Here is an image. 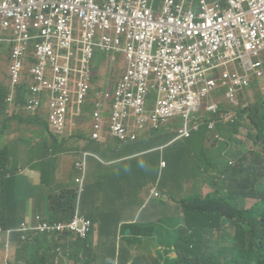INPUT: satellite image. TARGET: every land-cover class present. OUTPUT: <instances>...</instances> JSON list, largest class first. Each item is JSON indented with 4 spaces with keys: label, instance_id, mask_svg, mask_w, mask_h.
<instances>
[{
    "label": "clouds",
    "instance_id": "clouds-1",
    "mask_svg": "<svg viewBox=\"0 0 264 264\" xmlns=\"http://www.w3.org/2000/svg\"><path fill=\"white\" fill-rule=\"evenodd\" d=\"M161 135L0 133V264H264V134H209L221 147V156H204L214 182L174 218L118 211L122 201L135 203L117 192L84 198L87 178L106 172L88 144L127 146ZM88 211L107 219L104 235H93ZM42 237L63 241L38 250Z\"/></svg>",
    "mask_w": 264,
    "mask_h": 264
},
{
    "label": "built area",
    "instance_id": "built-area-1",
    "mask_svg": "<svg viewBox=\"0 0 264 264\" xmlns=\"http://www.w3.org/2000/svg\"><path fill=\"white\" fill-rule=\"evenodd\" d=\"M150 1L126 0L118 8L110 5L102 9L98 0H0V34L11 32L16 43L10 70L12 90L6 98L7 102H22L17 94L23 89L24 78L29 74L32 81L22 107L29 113L47 110L51 131L66 133L72 106H75L76 114H82L92 91L89 63L93 57L92 42L97 30L114 29L128 39L146 40L154 45L158 63L152 71H140L132 64L128 74L118 84L110 111L109 133L156 134L161 124L171 116L188 110L181 98L188 100L189 110L198 112L199 108L195 107L198 96L209 98L218 87V81L214 79L208 86L207 94L197 86L206 74L212 72L213 75V70L200 64L205 55L204 43L229 38L237 39L241 46L248 42L257 43L256 38L251 36V28L255 26L259 31L258 43L264 46V0H231L236 13L243 17L246 14L249 18V29H241V35L238 21H233L230 14L218 13L219 7H222L218 1L216 7L203 11L199 17L192 9H185V3L194 6L197 0H165L161 5L158 3L155 10ZM200 1L205 4L210 0ZM245 3L250 4L246 13L243 8ZM75 19L80 21L84 31V62L78 76L68 60H64L66 55H71L74 46ZM193 25L200 28H193ZM110 42L108 34L102 35L101 44L104 47L109 49ZM32 47L34 51L30 53ZM130 54L143 57L147 55V50L137 53L130 50ZM261 65L262 62H259L257 70L243 67L245 74L242 77L238 74L237 77L229 75L226 78L224 83L230 82L234 88L229 94L230 102L244 93L254 79L262 77ZM182 74L186 79L178 80ZM149 75L158 79L167 77L171 94L165 99L160 98ZM177 81L184 87L175 92L177 87L174 83ZM189 83L191 87L186 86ZM153 92L157 93V97L152 95ZM218 110L217 106L208 108L213 113ZM107 115L106 104L96 102L92 113L93 133H104ZM184 118L187 122L188 117ZM236 119L233 121V114L230 119L233 125ZM181 134L189 133L182 130Z\"/></svg>",
    "mask_w": 264,
    "mask_h": 264
},
{
    "label": "crops",
    "instance_id": "crops-1",
    "mask_svg": "<svg viewBox=\"0 0 264 264\" xmlns=\"http://www.w3.org/2000/svg\"><path fill=\"white\" fill-rule=\"evenodd\" d=\"M125 1L98 0V5L102 9L110 5L118 8ZM216 1L222 6L218 9L220 15L224 13L230 14L233 17V21L239 22L240 35L243 33V29L245 31L249 29L250 23L248 16L245 14L243 17L236 13V9L231 5V0H210L206 1L205 4L197 0L194 6L185 3V9H192L194 14L199 17L203 11L216 7ZM163 2L165 0H151L150 6L155 10V6L158 3L161 5ZM243 8L246 13L250 9V4L245 3ZM238 16L240 17L239 19H237ZM73 31L75 33L74 46L70 51L71 55H66L64 60H68L74 68L76 76H78L84 62V31L78 19H75L73 22ZM10 33L0 34V39H2L0 41V133H29L28 127L22 129L19 124V119L15 118V104H10L6 100L12 90L10 70L14 63L12 58L13 50L16 47V43L13 41ZM104 34H108L111 39L109 49L101 44V38ZM92 48L93 57L89 63V67L92 69L90 81L92 91L94 90L96 76L91 63L98 57L106 58L108 59L110 68L112 69L114 65L117 69L114 99L118 84L128 74L132 64H135L140 71H152L158 63V56L154 45L148 44L146 40L137 41L128 39L125 35L118 34L114 29L110 31L98 29L97 36L92 42ZM142 49L147 50L146 56L142 57L138 54H130V50L137 53ZM33 51L32 47L29 52L32 53ZM260 62H262L261 68L264 75V52L261 55ZM212 77L218 81V87L212 92L209 98L198 96L195 107L199 108V111L194 112L189 110L188 100L181 98L185 102L188 110L180 114H174L167 122L161 124L160 130L156 134L163 135L152 139H144L127 146H119L116 142H111L106 146H93L92 144H88V147L94 149L106 162V172L100 180H90L87 178L89 187L84 194V198L92 195H102L105 192H117L125 198L132 197L135 203L134 206H130L125 201H122L121 206L118 207V211L122 207L134 208L138 213H143L148 219L163 215L174 218L183 210L181 205L183 202L195 201L198 198H202L206 185L214 182L213 178L215 177L211 169L204 167V156L205 154H208L209 157L221 156V152H219L221 149L220 145L209 134H230L227 129L233 126L230 119L234 114L232 109H219L218 100L220 97L223 98L228 93V90L222 89L218 91L221 85V78L215 76L214 71ZM29 80L30 82L32 81L30 75ZM149 80L155 84V90L160 98L165 99L171 94L167 77L163 76L158 79L155 76L149 75ZM256 80H259V78ZM227 85L231 88L229 91V94H231L234 88L230 82ZM23 91L21 88L17 94L18 98H20V93H23ZM92 91L86 103L89 102ZM221 91H224L222 96H220ZM157 93L153 92L152 95L157 97ZM25 98H27V93ZM225 100L229 104L231 103L229 98ZM98 101V99L94 100L93 104L95 105ZM205 101H207L206 106L203 105ZM112 105L109 107L106 105L108 115L105 116L106 126L104 133H109L106 130L109 127ZM210 106H217L219 109L218 112H209L208 108ZM150 108L153 109V105ZM202 109H205L206 114H202ZM19 110L25 111L24 107H21ZM185 116L188 117L187 122H185ZM85 123L84 125L71 127L66 133H74L77 130L80 131L78 133H83L81 132L82 128H87L89 129V133H93V120L91 122L90 119L88 122L86 119ZM31 128L35 131L38 130V126H31ZM182 130H186L187 133L195 135L189 141H178L176 134H181ZM42 131L47 133L43 129ZM94 162V160L89 161L87 165L88 170ZM162 164H165V167ZM155 201L160 206H163V208L155 206ZM83 214L94 222L93 235H104L103 230L108 226L107 219L93 211L83 212ZM53 215L58 216L56 213H53ZM62 241L61 238L42 237L39 240V246L42 250L54 249ZM103 244L104 241L102 240L98 242V245ZM22 257L16 256L14 261L18 262Z\"/></svg>",
    "mask_w": 264,
    "mask_h": 264
},
{
    "label": "rangeland",
    "instance_id": "rangeland-1",
    "mask_svg": "<svg viewBox=\"0 0 264 264\" xmlns=\"http://www.w3.org/2000/svg\"><path fill=\"white\" fill-rule=\"evenodd\" d=\"M193 28H200L197 25H193ZM251 36L256 38L257 43L248 42L245 46H241L239 41L234 38H229L225 40H219L215 42L204 43L205 55L200 60L201 66L204 68H208L213 70L215 76H219L221 78L222 84L219 86L218 91L222 89H227L228 93L218 100L219 109L230 110L232 109L234 112V120L238 115V111L242 112L244 110H248L247 115L244 117V125L248 127V131L246 129H241L239 134H258L255 126L260 121L259 118H263L262 114L258 113L259 108L256 109V103L260 100L259 93L264 94V79L263 76L259 78V80L254 79L253 83L248 86L243 94H240L237 98H234L229 104L225 99L229 98L230 87L224 81L229 75L238 76V74L242 77L245 72L243 67H247L249 69L257 70L258 64L261 61V55L264 51V46L259 45V31L258 28L253 26L251 28ZM92 68L95 72L96 82L94 83V90L92 91L89 102L85 103L84 110L85 112H89L92 109L93 101L98 99L106 104L108 107L112 105L114 102V91L116 84V74L117 69L113 65L112 69L108 64V59L98 57L95 61L91 63ZM186 79L185 75H180L178 80ZM214 82L212 78V72L205 75L204 80L199 83L197 86L202 90L204 94L208 93V86ZM257 82V84H255ZM176 86L175 92H178L179 88L184 87L180 84L179 81L174 83ZM187 87H191L192 84L189 83L186 85ZM103 95V97H102ZM222 96V95H220ZM204 106L207 105V101L203 103ZM83 113L78 115L76 114L75 106H72V111L70 115H72L70 122L67 125L66 131H68L71 127L75 125H84L85 120L89 122L91 119L92 122V113L85 114ZM202 114H206L205 109H202ZM251 116V117H249ZM237 124V122L235 123ZM236 126L229 130L230 134H236ZM109 132V127L106 130ZM80 131H75L74 133H78ZM81 132L89 133V129L82 128ZM34 248L39 249V244L36 243ZM65 255H69V253H65ZM64 254H58L59 259H63L65 257ZM49 264H51L50 258L48 260Z\"/></svg>",
    "mask_w": 264,
    "mask_h": 264
},
{
    "label": "trees",
    "instance_id": "trees-1",
    "mask_svg": "<svg viewBox=\"0 0 264 264\" xmlns=\"http://www.w3.org/2000/svg\"><path fill=\"white\" fill-rule=\"evenodd\" d=\"M30 86V80H29V74H26L24 78V85H23V93H20L21 101L17 102L15 104V118L19 119V124L22 129H26L28 127L29 133H44L46 131L47 133H53L50 129L48 120H47V110H41L37 113H29L27 111L19 110L22 107V103L25 101V93L27 92V89ZM224 94V91H221V95ZM260 100L257 101L256 109L259 108L258 113L263 115V118H259V122L255 126L256 130L258 131V134H264V95L259 93ZM1 103V102H0ZM94 104L92 105V109L89 112H85V114L90 113L94 110ZM248 110H244L242 112L238 111L236 122L237 124H234L233 126H230L227 130H230L236 126V134H239L241 129H246L248 131V127H245L244 125V117L247 115ZM251 117V116H249ZM235 122V123H236ZM31 126H38V130L35 131L31 128ZM42 128V129H41Z\"/></svg>",
    "mask_w": 264,
    "mask_h": 264
}]
</instances>
